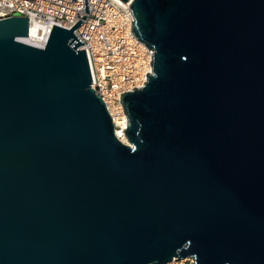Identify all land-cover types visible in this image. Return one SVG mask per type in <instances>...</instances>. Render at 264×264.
Returning a JSON list of instances; mask_svg holds the SVG:
<instances>
[{"label":"water","instance_id":"water-1","mask_svg":"<svg viewBox=\"0 0 264 264\" xmlns=\"http://www.w3.org/2000/svg\"><path fill=\"white\" fill-rule=\"evenodd\" d=\"M124 1L155 49L128 143L81 20L0 18V264H264V0Z\"/></svg>","mask_w":264,"mask_h":264},{"label":"built area","instance_id":"built-area-1","mask_svg":"<svg viewBox=\"0 0 264 264\" xmlns=\"http://www.w3.org/2000/svg\"><path fill=\"white\" fill-rule=\"evenodd\" d=\"M0 0V18L22 15L29 18L30 30L35 27L38 47H44L53 26L72 28L84 43L95 92L104 100L115 125L127 117L120 101L121 93L141 88L147 73H153L152 52L132 32L134 17L131 1L87 0ZM28 34V35H29ZM128 121V120H127ZM178 259V258H176ZM165 264H196L194 257H185Z\"/></svg>","mask_w":264,"mask_h":264},{"label":"bare ground","instance_id":"bare-ground-1","mask_svg":"<svg viewBox=\"0 0 264 264\" xmlns=\"http://www.w3.org/2000/svg\"><path fill=\"white\" fill-rule=\"evenodd\" d=\"M38 38L39 37H38V34L36 32V29H35V27L32 26V28L30 30V34L25 38H21V40L24 42H27L29 44L39 46V43L37 41ZM127 123H128L127 117H124L122 119H118V121H117L116 134L123 142H128L126 134L123 131L127 128Z\"/></svg>","mask_w":264,"mask_h":264},{"label":"rangeland","instance_id":"rangeland-1","mask_svg":"<svg viewBox=\"0 0 264 264\" xmlns=\"http://www.w3.org/2000/svg\"><path fill=\"white\" fill-rule=\"evenodd\" d=\"M126 143H128V142H126Z\"/></svg>","mask_w":264,"mask_h":264}]
</instances>
